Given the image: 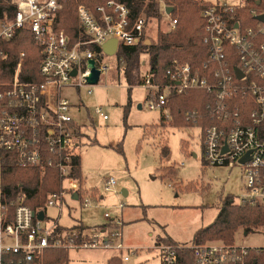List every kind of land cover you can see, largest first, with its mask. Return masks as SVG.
Returning a JSON list of instances; mask_svg holds the SVG:
<instances>
[{"label": "built area", "instance_id": "2783aa9c", "mask_svg": "<svg viewBox=\"0 0 264 264\" xmlns=\"http://www.w3.org/2000/svg\"><path fill=\"white\" fill-rule=\"evenodd\" d=\"M12 2L16 4L14 17L8 19L6 11L0 16V65L10 58L11 39L19 30L28 29L39 48L38 71L42 80L22 78L25 51H21L14 71L3 66L0 69V264H44L46 251L58 247L124 251L128 248L121 242L122 221L108 213L106 217L119 225L115 230L98 227L91 231L56 232L67 197L81 201L84 207L92 203L91 198L81 194L75 168L80 130L71 114L72 104L63 97L62 89L86 87L92 94L89 61H95L101 76L116 68L120 45L148 44L145 29L149 28V17L143 14L133 20L127 5L116 0H108L94 10L81 5L77 16L88 40L73 43L65 30L56 27L64 0ZM166 9V4L161 7L162 15L169 18L171 31L178 18ZM200 14L205 21L203 42L208 47V58L198 66L175 62L165 84L156 81L149 61L147 69L142 71L141 67L140 85L148 90V107L168 119L171 96L195 89L213 92L207 118L216 123L206 126L202 134L201 128L198 131L204 165L239 167L245 192L237 202L264 206V21L259 18L264 16V0L211 2ZM111 38L118 41V48L114 55H107L103 44ZM91 44L100 50L91 49ZM120 65H125L123 59ZM96 111L107 119L101 107ZM186 115L200 117L197 110L187 111ZM14 168L38 172L40 185L35 193L6 188V171ZM45 173L47 182L57 180L56 189L43 190ZM115 185L116 180L109 178L105 190L110 191ZM38 194L44 200L35 205L32 200ZM52 207L57 209V217L48 214ZM41 212L43 219L38 216ZM156 248L161 264H181L179 250L183 248L192 251L193 264H249L251 251L264 250L224 241L192 245L159 242Z\"/></svg>", "mask_w": 264, "mask_h": 264}, {"label": "rangeland", "instance_id": "374dc122", "mask_svg": "<svg viewBox=\"0 0 264 264\" xmlns=\"http://www.w3.org/2000/svg\"><path fill=\"white\" fill-rule=\"evenodd\" d=\"M204 1L233 3L236 0ZM165 4L172 7L167 2L162 5ZM162 16L159 22L150 20L146 36L152 43L158 29L168 31L169 18ZM128 88L123 75L117 77L113 70L93 85L92 94L86 87L62 89L63 97L72 104V116L83 127L84 138L78 151L84 188H96L97 201L89 207L77 203L74 208L65 205L61 223L68 226L81 218L88 226L109 222V230H115L119 225L110 219L120 218L121 242L128 248L124 251L72 248L68 264H106L115 254L129 257L124 264H161L160 251L156 248L159 242L170 238L192 245L194 232L216 219L222 199L233 195L238 201L245 192L239 167L204 165L200 127L163 125L161 112L147 105L148 90L138 84L129 94ZM98 107L107 119L96 112ZM146 127L148 134L144 132ZM95 138L97 143H92ZM165 144L170 152L162 157L161 147ZM109 178L115 179L116 185L106 191L104 185ZM191 182H195V189L186 187ZM42 200L38 194L32 202L36 205ZM107 213L111 218L106 217ZM48 214L57 217V209L50 208ZM245 232L239 227L234 243L249 248L264 247V226L249 234Z\"/></svg>", "mask_w": 264, "mask_h": 264}, {"label": "trees", "instance_id": "16d2710c", "mask_svg": "<svg viewBox=\"0 0 264 264\" xmlns=\"http://www.w3.org/2000/svg\"><path fill=\"white\" fill-rule=\"evenodd\" d=\"M108 0H64L62 9L58 11L56 18L57 29L65 30L71 37L73 43L88 40V36L80 28L77 10L83 5L90 9H96L98 5L104 4ZM124 3L130 9L133 20L146 14L150 20L162 19L161 3L158 0H116ZM174 7V17L178 18L177 26L171 31H161L158 29L154 43L144 44L139 42L134 46L120 45L117 57L119 58L116 70L119 72L123 68L124 78L129 85L128 93L131 94L134 85L141 84V63L144 54L149 55L151 72L157 82L165 84L168 82L167 74L175 62H190L195 66L201 65L208 58V47L203 42L205 35V21L201 16V10L211 2L204 0H165ZM8 13V19H12L16 14V4L12 0H0V16L4 12ZM245 12L244 15H247ZM147 33V29H145ZM91 49L100 50L96 45H89ZM10 58L0 65L8 71H14L21 51L26 52L21 76L28 80H42L38 66L40 63L39 48L35 43L30 30L21 29L9 42ZM123 59L125 65L121 67L120 60ZM213 97V92L195 89L186 94L173 95L170 97L168 106L170 109V119L162 116L161 123L171 124L175 127L196 126L200 127L201 134L206 126L216 123V120L207 118V105ZM197 110L200 114L198 118H190L186 115L187 111ZM245 111V109H240ZM246 112V111H245ZM184 147V146H182ZM185 148V147H184ZM121 149V147H119ZM162 157L169 155L170 149L167 144L161 147ZM80 159V160H79ZM76 174L80 179L81 185L84 183L81 168V156L75 155ZM169 170V168H168ZM50 173H48L49 175ZM56 175L51 172L50 175ZM47 173L44 174L43 190H54L58 182L49 183L46 180ZM5 186L8 190L25 191L29 194L35 193L40 185L38 172L29 169L14 168L6 171ZM51 185V186H50ZM186 187L195 189V182H191ZM198 190V189H197ZM109 222L99 227H108ZM264 226V206L253 203H238L233 195H228L222 199L219 213L211 224L198 228L194 233L193 244H202L211 240H222L226 243H234L235 234L239 227H243L247 234L255 228ZM82 224H75L72 227L58 225L56 232L64 234L71 229L84 230ZM164 242L181 245L172 239H165ZM188 245V244H183ZM70 249L64 247L50 248L46 251L45 264H68ZM181 264H193V254L190 249L179 250ZM249 264H264V250H253L248 257ZM107 264H123L122 258L111 257Z\"/></svg>", "mask_w": 264, "mask_h": 264}, {"label": "crops", "instance_id": "0c3cea01", "mask_svg": "<svg viewBox=\"0 0 264 264\" xmlns=\"http://www.w3.org/2000/svg\"><path fill=\"white\" fill-rule=\"evenodd\" d=\"M154 37L156 38V36L154 35ZM149 44H152V42H151V40L149 39ZM146 55H148V54H144V56H146ZM149 56V55H148ZM149 57H148V59H147V57L145 58L144 57V59L142 60V66L141 67H143V69H142V71L143 70H145V69H147V67H149ZM113 70H115L116 72H117V77H120V75H123V77H124V72H123V68H121V70L118 72L115 68L114 69H112L111 71H109L108 73L110 74ZM108 73H106V74H108ZM105 74V75H106ZM100 79H101V77H100ZM125 79V78H124ZM100 81V80H99ZM87 92H88V90H87ZM147 98H148V95H147ZM140 106V105H139ZM139 108H142V105H141V107H139ZM170 110V109H169ZM97 112V111H96ZM162 116H163V114L161 113V117H160V120H161V118H162ZM103 119H105L104 117H103ZM75 121L77 122V125L79 126V130H80V138H81V140H80V143H79V146H80V144H81V142H82V140H83V138H84V133H83V127H82V125L75 119ZM161 122V121H160ZM159 123V122H158ZM148 127H146L145 128V130H144V132L145 133H147L148 134V129H147ZM92 143H97V140H96V138L93 140V142ZM79 146H78V148H77V151H78V149H79ZM78 154L81 156V154L79 153V151H78ZM81 168H82V160H81ZM82 173H83V171H82ZM83 179H84V176H83ZM80 180V179H79ZM84 183H85V180H84ZM84 183H83V185H81V183H80V186H81V194H83V196H85V197H89V198H91L92 199V202L93 201H97V190H96V188H93L92 190H86L85 188H84ZM124 191V190H123ZM122 191V192H123ZM75 197V199H77V197L76 196H74ZM74 203H77L78 205H80L81 207H84L83 206V204L81 203V201H78V200H73L72 198H70V197H67V206H69V207H71V208H74ZM91 206V205H90ZM87 207H89V206H87ZM58 213V212H57ZM63 213H64V211H63ZM63 213L61 214V217L63 216ZM61 217H60V225H64V224H62L61 223ZM107 223V222H106ZM75 224H82V225H84L85 226V230H87V231H91V230H93V229H95V228H98L100 225H102V224H97V225H95V226H88V225H86L85 224V222L81 219V218H76V220L71 224V225H68V227H72L73 225H75ZM103 224H105V223H103ZM64 226H67V225H64ZM97 226V227H96ZM195 233V232H194ZM174 241V240H173ZM176 242V241H175ZM70 252V251H69ZM114 256H118L117 254H115V255H112V256H110L108 259H107V261H106V264L108 263V260L111 258V257H114ZM120 256V255H119ZM121 258H122V261H123V264H124V261H128V260H130V259H128V260H125L122 256H120ZM69 258H70V255H69ZM69 262H70V259H69ZM44 264H45V259H44Z\"/></svg>", "mask_w": 264, "mask_h": 264}, {"label": "water", "instance_id": "95a60500", "mask_svg": "<svg viewBox=\"0 0 264 264\" xmlns=\"http://www.w3.org/2000/svg\"><path fill=\"white\" fill-rule=\"evenodd\" d=\"M166 11H167V13H171L173 11V7H168L166 9ZM259 18L264 21V16H261ZM147 43H149V41H147ZM117 48H118V41L115 38H111L110 40H108L106 43L103 44V50L107 55H114L117 51ZM89 66L91 67L92 72H91V75L88 77V81L91 84H97L100 80L101 73L96 68L95 61L93 59L89 61ZM75 74H76V71H73V75H75ZM237 75L239 78L243 77V74L239 70H237ZM139 107H141V105ZM244 161H245V159H243V162ZM122 193H123V195L127 194L125 190ZM38 216L40 219H43L44 213L41 212ZM245 234H247V233L245 232Z\"/></svg>", "mask_w": 264, "mask_h": 264}, {"label": "bare ground", "instance_id": "6f19581e", "mask_svg": "<svg viewBox=\"0 0 264 264\" xmlns=\"http://www.w3.org/2000/svg\"><path fill=\"white\" fill-rule=\"evenodd\" d=\"M80 160V159H79Z\"/></svg>", "mask_w": 264, "mask_h": 264}]
</instances>
